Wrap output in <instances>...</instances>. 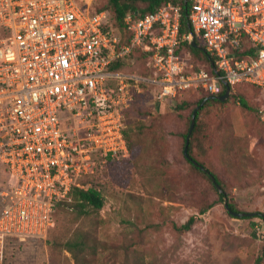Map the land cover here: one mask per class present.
<instances>
[{"label":"built area","instance_id":"obj_1","mask_svg":"<svg viewBox=\"0 0 264 264\" xmlns=\"http://www.w3.org/2000/svg\"><path fill=\"white\" fill-rule=\"evenodd\" d=\"M169 1L130 13L131 42L96 0H0V264L9 239H44L73 186L110 160L130 156L127 112L143 89L153 106L189 92L220 94L251 83L264 97V0ZM203 41L215 57L197 68L183 42ZM147 55L149 74L135 66ZM264 121V106L261 109Z\"/></svg>","mask_w":264,"mask_h":264},{"label":"rangeland","instance_id":"obj_2","mask_svg":"<svg viewBox=\"0 0 264 264\" xmlns=\"http://www.w3.org/2000/svg\"><path fill=\"white\" fill-rule=\"evenodd\" d=\"M144 68L138 57L135 66L128 62L122 70L143 73ZM238 94L250 108L240 104ZM154 97L153 87L143 89L130 114L135 139L130 156L84 178L102 190L104 207L79 219L56 207L47 237L9 239L1 264H76L70 252L49 243L65 241L77 228L91 235L82 264L132 259L134 264H256L258 257L264 264V221L235 218L225 205L227 200L242 212H264V97L255 87L237 85L225 104L210 106L206 113L207 138L196 152L225 183L222 199L184 156L182 134L199 96L189 93L162 108L153 106ZM184 101L188 107L177 108ZM4 175L0 165V180ZM209 204L213 206L201 213ZM191 216L196 223L179 232L175 224Z\"/></svg>","mask_w":264,"mask_h":264},{"label":"trees","instance_id":"obj_3","mask_svg":"<svg viewBox=\"0 0 264 264\" xmlns=\"http://www.w3.org/2000/svg\"><path fill=\"white\" fill-rule=\"evenodd\" d=\"M169 1H172L176 4H180L183 7V18H182V27H181V34L185 35L191 32L192 27L190 24V21L188 19V10L190 7V0H96V6L99 10H108L111 13L113 24L121 31L122 35V45L128 44L131 42L132 33L128 29L126 24V17L132 13L138 17L144 16L149 12H152L155 10L158 6L163 5ZM139 12V13H138ZM197 43L201 45V48H196L192 45V43L188 40L183 42L182 48L180 51H186L188 52L193 61L195 62V65L197 68H206L211 69L212 68V62L215 61V57L211 55L207 51L206 45L203 43V41L197 39ZM139 54V60L143 63L145 68L143 69V74H149L148 67L146 66V59L147 55L142 53L141 50H137ZM129 61L127 59H122L121 62H118L115 64L114 67H123V65L127 64ZM237 85H249L252 87H255L260 93L261 89L257 86L251 84V83H239ZM236 85V86H237ZM235 87L232 88L234 90ZM226 92V87L220 94H212L209 91L206 90H197L194 93L199 96V99L195 102V106L190 110V113L187 116V124L188 127L185 129V131L182 134L183 140H184V156L187 159V162L191 165V167L196 170L197 172L203 174L206 176L209 181L211 182V185L213 186L214 190L217 192L219 197L222 199L226 196L225 191V183L223 180L215 173L213 169H211L209 166H207L200 158V154L196 152V148H200L202 146L203 139H206L207 136L205 135V131L207 128V115L210 106L216 105V104H225L226 102L222 101L217 96H221ZM187 93V94H189ZM262 94V93H261ZM236 97L239 99L240 104L245 108H250V105L245 98L244 95L238 94ZM183 98V97H182ZM185 98V96H184ZM206 99V100H205ZM205 102L203 103V101ZM136 103H134L133 107L127 112V128L125 130V137L130 144V149L133 151V145L134 143V137L131 134V130L129 125V117L130 114L133 112V108H135ZM189 105V102H183L180 105L177 106V108L183 109L187 108ZM196 112V122L194 129L192 131L191 137H190V143L188 152L189 155L193 158V160H196L201 166H203L205 169L200 168L197 166L192 159L186 156L185 154V147L188 140L189 131L192 125L193 121V115L195 110ZM122 161H125V159H114L109 161V165L112 163H121ZM108 165V166H109ZM95 173L97 174L99 172V166L96 167ZM94 173V174H95ZM212 176L216 178V183H218L223 188V193L219 191V189L216 186V183L213 181ZM90 177L89 175L86 176V179ZM83 179V185L82 186H73L70 191V197L71 201H62L58 203L57 208L60 206L63 208H67L69 211H71L77 219L81 217H85L89 215L91 212H97L100 209H102L106 203L105 195L103 194L102 190L99 189L96 185H93L89 180ZM230 208L235 212L242 211L239 210L238 206L235 203L228 202ZM226 205V202H225ZM213 204H209L208 206H205L201 209V213H205L209 208H211ZM227 208V206H226ZM228 210V208H227ZM231 216L235 218H260L264 221V212L262 211H255V212H244L247 213L246 215H238L231 213L229 210ZM197 218L195 216H191L188 221L182 225H176L175 227L179 232L188 231L190 230L193 225L196 223ZM91 238V235L77 228L74 230V233L68 237L65 241L59 240L57 238L54 239V241H50V246L52 248H58L62 247L64 250L70 252L75 259L76 264H82L83 261L86 259V249L88 246V240ZM97 255V254H95ZM127 260V259H126ZM125 264H134V259L131 261H127ZM138 264V263H135ZM256 264H262V257H258Z\"/></svg>","mask_w":264,"mask_h":264},{"label":"water","instance_id":"obj_4","mask_svg":"<svg viewBox=\"0 0 264 264\" xmlns=\"http://www.w3.org/2000/svg\"><path fill=\"white\" fill-rule=\"evenodd\" d=\"M192 45H193L194 47H196V48H201V45L198 44L197 41H195V40L192 41ZM231 93H232V88L230 87V85H227V86H226V92H225L223 95H221V96H217V97L220 98L222 101H226L227 99H229ZM205 100H206V99H205ZM205 100L203 101V103L205 102ZM196 112H197V109L195 110L194 115H193V121H192V125H191L190 131H189L187 144H186V147H185V154H186V156L189 157V158L192 159V160H193V158L189 155L188 148H189V143H190V137H191V134H192V131H193V129H194L195 122H196ZM193 162H194L197 166H199L200 168L205 169V168H204L203 166H201L196 160H193ZM212 179H213V181L216 183V178H215L214 176H212ZM216 186H217V188L219 189V191L223 193V188H222L218 183H216ZM226 206H227L228 210H229L231 213L235 214L236 216H238V215H246V214H247V213H244V212L240 213V212H235V211H233V210L230 208V206H229L227 200H226Z\"/></svg>","mask_w":264,"mask_h":264}]
</instances>
